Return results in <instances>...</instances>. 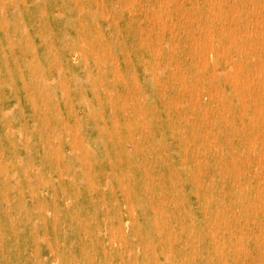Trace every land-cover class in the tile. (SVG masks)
<instances>
[{"label":"rangeland","instance_id":"rangeland-1","mask_svg":"<svg viewBox=\"0 0 264 264\" xmlns=\"http://www.w3.org/2000/svg\"><path fill=\"white\" fill-rule=\"evenodd\" d=\"M261 40L264 0H0V264H264Z\"/></svg>","mask_w":264,"mask_h":264},{"label":"bare ground","instance_id":"bare-ground-1","mask_svg":"<svg viewBox=\"0 0 264 264\" xmlns=\"http://www.w3.org/2000/svg\"><path fill=\"white\" fill-rule=\"evenodd\" d=\"M182 1V0H181ZM132 2V1H131ZM133 3V2H132ZM168 4V3H167ZM166 3H165V5H167ZM160 6V5H159ZM167 7V6H166ZM237 7V6H236ZM263 7V6H262ZM168 8V7H167ZM95 10V9H94ZM20 13V12H19ZM78 13H79V11H78ZM104 16V15H103ZM107 17V16H106ZM156 18H157V16H156ZM158 19V18H157ZM157 19H155L156 21H157ZM258 19V18H257ZM205 22V21H204ZM97 23V22H96ZM170 25V24H169ZM161 26V25H160ZM165 26V25H164ZM168 26V25H167ZM160 28V27H159ZM168 28V27H167ZM174 28V27H173ZM25 30V29H24ZM25 32V31H24ZM248 34V33H247ZM169 35H171V34H169ZM70 36V35H69ZM104 36V35H103ZM155 37V36H154ZM15 39V38H14ZM208 40V39H207ZM262 41V40H261ZM264 41V40H263ZM262 41V42H263ZM212 42V41H211ZM212 46V45H211ZM172 47V46H171ZM109 48V47H108ZM35 50V49H34ZM264 51V50H263ZM111 53V52H110ZM229 53V52H228ZM93 54V53H92ZM220 54H223V53H220ZM239 54V53H238ZM97 55V54H96ZM211 55V54H210ZM203 57H204V55H202ZM94 57V56H93ZM96 57V56H95ZM230 57V56H229ZM204 61V60H203ZM260 65V64H259ZM117 66V65H116ZM165 66V65H164ZM176 67V66H175ZM201 71V70H200ZM198 72V71H197ZM264 73V72H263ZM216 77V76H215ZM181 78V77H180ZM118 79V78H117ZM262 79V78H261ZM39 80H40V78H39ZM259 80V79H258ZM48 82V81H47ZM178 82V81H177ZM39 88V87H38ZM43 90V89H42ZM214 93H215V91H214ZM108 96V95H107ZM258 96V95H257ZM109 97V96H108ZM110 98V97H109ZM197 99V98H196ZM253 99V98H252ZM221 100V99H220ZM257 102V101H256ZM217 104V103H216ZM257 104V103H256ZM204 110H206V109H204ZM215 110V109H214ZM261 110V109H260ZM212 112V111H211ZM10 113V112H9ZM201 116V115H200ZM81 117V116H80ZM191 124V123H190ZM252 124V123H251ZM97 141H98V139H97ZM18 160V159H17ZM257 167H259V166H257ZM255 171V170H254ZM259 171V170H258ZM71 179V178H70ZM84 182V181H83ZM123 186V185H122ZM125 189V188H124ZM262 194V193H261ZM259 199V198H258ZM67 205V204H66ZM248 212V211H247ZM132 214V213H131ZM239 220V219H238ZM126 224V223H125ZM255 236V235H254ZM263 239V238H262ZM44 240V239H43ZM129 256V255H128Z\"/></svg>","mask_w":264,"mask_h":264}]
</instances>
